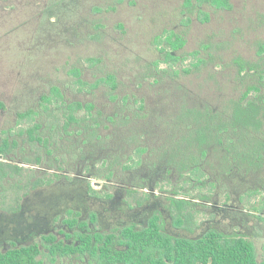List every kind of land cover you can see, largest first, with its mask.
Masks as SVG:
<instances>
[{"label": "rangeland", "instance_id": "374dc122", "mask_svg": "<svg viewBox=\"0 0 264 264\" xmlns=\"http://www.w3.org/2000/svg\"><path fill=\"white\" fill-rule=\"evenodd\" d=\"M230 2L231 10H190L186 0H0V138L39 125L34 136L42 139L21 137L20 147L0 159V250L57 233L69 212L88 222L95 212L91 228L106 232L143 226L159 213L170 235L217 229L252 240L264 259V189L249 191L263 174L237 173L221 152L199 158L191 149L197 139L186 134L192 110L240 96L235 62L256 61L264 43V0ZM172 33L186 45L170 67L159 50ZM52 87L62 100L40 107ZM73 102L94 109L79 111V122L64 130L63 104ZM28 109H40V117L19 121ZM37 180L55 183L31 191ZM88 186L101 200L88 198ZM172 199L195 204L181 212L191 219L181 227L174 226Z\"/></svg>", "mask_w": 264, "mask_h": 264}, {"label": "trees", "instance_id": "16d2710c", "mask_svg": "<svg viewBox=\"0 0 264 264\" xmlns=\"http://www.w3.org/2000/svg\"><path fill=\"white\" fill-rule=\"evenodd\" d=\"M204 6L216 10L232 9L230 0H186V7L190 10H200ZM164 42L166 47L159 50L160 61L172 67L181 59L179 54L186 40L172 33ZM235 63L244 86L240 96L216 109L192 110L188 115L190 125L186 134L197 139L191 149L199 154V158L205 159L212 151L221 152L228 160L231 158L233 166L235 164L238 168L237 173L245 170L248 176L253 175L252 179L263 174V183L255 189H249L258 191L264 189V43L258 47L256 61L238 60ZM204 64L202 61L196 68ZM191 72L184 70L186 74ZM108 79L112 91H115L118 88L116 78L110 75ZM56 98L62 100V92L58 87H52L49 94L41 96L39 105L43 107ZM63 105L66 115L64 130L79 122V111L94 109L92 104L83 105L80 102ZM1 109H5L2 102ZM41 112L40 109H28L17 116L19 121L33 120L40 117ZM37 129H40L39 125L14 133L13 130L3 132L0 159L9 157L20 147L21 137L27 136V142L31 144L42 142L41 138L34 136ZM196 161L193 157L192 163L180 167L181 170L184 171ZM54 183L51 180H37L32 183L31 191L48 188ZM86 194L93 201L102 198L91 186H88ZM170 202V208H175L179 213L178 218L174 219L175 227H181L185 220H191L190 215L181 212L187 205L195 204L177 199ZM20 205L17 201L12 208L14 213L20 210ZM128 209L135 208L129 206ZM69 214L63 218V228L57 233L44 234L39 242L29 245L12 244L9 249L0 250V264H43L40 259L42 256H46L51 263H56L58 259H70L81 263L86 261L87 264H264V259L259 260L254 242L246 237H231L217 229H211L200 237L170 235L165 231L159 213L153 214L143 226L123 224L109 232L91 228V225L98 224L95 212L90 213V222L81 221L79 215ZM58 221L56 219L54 222Z\"/></svg>", "mask_w": 264, "mask_h": 264}]
</instances>
